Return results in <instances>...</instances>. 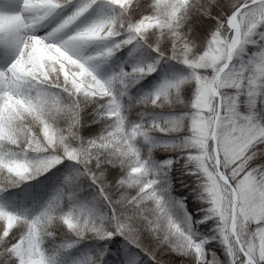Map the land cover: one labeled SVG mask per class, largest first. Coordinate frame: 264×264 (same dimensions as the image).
<instances>
[{
  "label": "snow or ice",
  "instance_id": "obj_1",
  "mask_svg": "<svg viewBox=\"0 0 264 264\" xmlns=\"http://www.w3.org/2000/svg\"><path fill=\"white\" fill-rule=\"evenodd\" d=\"M0 264H264V0H0Z\"/></svg>",
  "mask_w": 264,
  "mask_h": 264
}]
</instances>
